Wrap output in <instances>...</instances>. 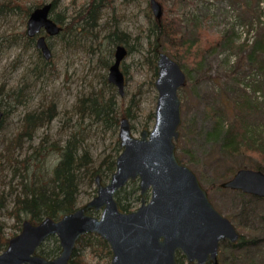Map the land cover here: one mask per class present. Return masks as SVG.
Here are the masks:
<instances>
[{
	"label": "rangeland",
	"instance_id": "rangeland-1",
	"mask_svg": "<svg viewBox=\"0 0 264 264\" xmlns=\"http://www.w3.org/2000/svg\"><path fill=\"white\" fill-rule=\"evenodd\" d=\"M47 1L53 0H0V6L6 2L11 3L15 12L10 14L0 11V97L9 101L8 104L1 105L5 116L0 126V193L5 197V207L1 209L0 219L8 236L19 231L18 224L10 212L15 193L21 192L23 180L19 177L23 167L17 159L27 157L26 164L29 163L30 166L29 178H44L57 159L55 145H62L73 134L78 136L83 147L88 150L94 167L98 166L104 157L107 159L104 160L103 167L107 165L108 156L114 153L118 126H107L101 119H94L80 105L81 95L96 92L103 97L110 95L109 99L116 107L118 118L124 115L120 112L122 106H129L132 115L126 117L133 125L135 134H138L142 127H151L154 121L153 109L157 97L153 83L156 76V52L152 50L155 32H150V28L156 18L149 6V0H103L98 24L91 28L81 27L84 21L82 18L74 19L76 11L80 14L81 7L89 0H56L50 9L51 17H60L62 24L74 19L79 22L76 24L79 31L72 28V32L64 33V36L46 35L51 49V57L46 60L34 45V40L31 44L29 36L25 34L28 15L24 18L21 11L26 7L32 9L36 4ZM157 1L162 6L161 15H165L169 21L170 18L174 19L179 33L192 37L196 34L198 37L197 43L190 48L191 51L186 52L184 46H181V39L175 46H171L179 54L177 58L172 55L174 50L167 49L164 44H159L156 49L165 50L180 62L187 75L186 84L177 91L181 104V122L178 125L176 156L195 171L199 181L208 189L215 181L214 174L221 170L223 164L218 159L219 152L215 142L206 135L213 122V114L208 105L225 108V124L232 114L230 97L234 96L236 91L240 94L234 83L235 79L245 76L244 79L249 84L250 78L255 77L263 83L252 93V98L262 105L263 115L259 113L261 110H258L257 119L264 117V71L249 70L244 66L238 67L237 73L230 71L240 60L245 61L241 51L236 48L237 43L245 37L253 38V33L247 31L248 28L243 22L250 17L256 21L257 15L259 19L264 20V0ZM15 4L18 7H15ZM115 28L118 33L125 34L123 39L126 42L121 43L126 48L130 47L127 55L120 61L124 74L121 95L117 86L107 80L108 67L105 70L100 66L99 49L96 48L99 43L102 50L110 47V60L113 59L114 47L103 37ZM41 33L46 34L43 30ZM222 33H230L235 46L219 44L214 51L203 52L206 42L211 44L215 36ZM243 71H246V75ZM250 89L248 88L249 91ZM7 91H11V96L5 94ZM48 107L53 114L50 121H47ZM30 112L43 115V123L35 129L27 128L26 134L23 133L24 118ZM35 149L42 152L39 157L34 155ZM240 158L238 156V160ZM228 162L232 165L235 161ZM108 173L102 175L104 180L108 179ZM11 186L14 191L12 195L8 194ZM78 186L76 206L88 201L95 192L94 182L88 184L86 178L79 181ZM237 192L217 185L209 191V198L221 213L236 224L240 233L246 234L248 230L239 226L232 217L234 213L239 218L241 215L238 212L240 195ZM248 200V206L253 207L257 214L255 219L248 223L261 233L263 229L257 212L264 213V198ZM136 205L137 203L134 206ZM51 241L49 239L46 242L48 248L53 245ZM81 253L89 262L96 261V257L88 250ZM108 260L109 257L104 256L99 261L103 263ZM255 264H264V256Z\"/></svg>",
	"mask_w": 264,
	"mask_h": 264
},
{
	"label": "water",
	"instance_id": "water-1",
	"mask_svg": "<svg viewBox=\"0 0 264 264\" xmlns=\"http://www.w3.org/2000/svg\"><path fill=\"white\" fill-rule=\"evenodd\" d=\"M51 6L47 1L31 9L25 29L29 36H36L34 44L46 60L51 57V49L41 31L55 35L62 27L52 19ZM149 6L159 22L161 4L149 0ZM113 52L107 79L122 94L120 61L127 51L118 43ZM155 61L153 83L158 95L151 128H142L136 136L128 118L121 116L117 135L121 152L108 181L102 183L96 176V194L57 219L46 215L34 223L24 218L20 230L7 239L0 252V264H67L75 241L89 232L108 242L110 264H176L175 250L180 248L191 262L219 264V241L235 243L240 239L236 225L209 201L194 170L176 156L175 140L181 122L177 91L186 84V73L165 50H158ZM2 116L0 106V121ZM136 177L141 204L122 212L113 195L124 182ZM219 185L264 198V172L259 168H238ZM149 188L150 198L145 202ZM91 210L101 213L97 216ZM49 235H56L60 249L56 256L46 258L36 253V248Z\"/></svg>",
	"mask_w": 264,
	"mask_h": 264
},
{
	"label": "trees",
	"instance_id": "trees-1",
	"mask_svg": "<svg viewBox=\"0 0 264 264\" xmlns=\"http://www.w3.org/2000/svg\"><path fill=\"white\" fill-rule=\"evenodd\" d=\"M55 3L56 0H53L51 8ZM41 4L42 3L36 5ZM103 4V0H89L87 4L81 7L80 14H78V10L76 11L77 14L74 19L76 18L78 20V18H82L84 20L81 26L82 28L93 27L98 24ZM36 5L34 7H36ZM15 7H18V5L15 4ZM0 8L1 12L6 11L5 13H15L11 3L6 2L3 6H0ZM30 10L29 7H26L25 10L21 11L23 12L22 16L26 18L27 15H29ZM160 17L161 19L159 22L157 20L152 22L151 27L153 29L150 28V32H155V41L152 50L157 54L159 49H156V47L159 44H164L167 49L174 50L172 51V55L177 58L179 54L176 52V49L171 46H175V43L181 39V46H184L186 52L191 51L190 48L197 43L198 37H196V34L193 37L191 35H183V33L181 34L177 30L173 21L174 19L170 18L169 21L165 15H161ZM257 17L256 21L250 17L243 22L248 28L247 31L253 33V38L249 39V37H245L237 43L236 48L241 51L240 53L242 54V58H245V61L241 62V60L238 59L240 60L238 64L233 65L230 70L233 74L237 73L238 67L241 66L247 67L249 70L254 69L264 71V20L259 19V15H257ZM52 19L62 26L57 35L61 34L64 36V33H71L72 28L75 29V31H79V26H76L79 22L74 21V19L64 22L65 24H62L63 21L60 17L55 16L52 17ZM123 35H125L123 32L118 33V29L115 28L108 31L103 38H107L109 45L111 44L115 49L118 43L126 42V40L123 39ZM178 35L180 37H178ZM28 39L30 42L33 41V38L30 36ZM31 44H33V42H31ZM217 45H227L229 47L235 46L233 36L230 33H222L215 36L211 44L206 42L203 52L205 50L214 51ZM96 48L99 49V64L106 70L112 62V60H110L112 55L111 48L108 47L102 50L101 43L97 44ZM129 49L130 47L126 48L127 53L129 52ZM217 50H219V48ZM242 73L246 75V71H243ZM244 77L245 76L235 79L236 81L234 83L236 84V88L240 90V94H237L236 91L235 95H231L230 97L232 102V114L231 119L225 123L227 125L223 124L225 108L219 107V105L218 107L208 105V109H210L211 114H213V122L211 124L212 126L206 132V135L215 142L219 152L218 159L220 162H223L221 170L214 174L215 181L211 183L208 191H210L212 187L217 186L222 179L229 178L238 168H259L264 172V117L262 116L263 121L261 116L257 119L258 110H261L259 113L262 115L263 110L261 107L262 105L260 106L257 101L252 98V93L260 88L263 82L252 77L248 84ZM248 88H251L250 91ZM11 91H7L5 94L11 96ZM109 98L110 95L103 97L96 92L93 94L89 93V95H81L79 101L82 108L86 109L94 119H101L107 126L117 127L119 118L117 117L116 107H114V103ZM8 103L9 101H4L3 98L0 97V106ZM46 110L47 121H50L53 114H51L49 107ZM2 112L3 116L0 121V126L5 116L3 109ZM120 112L127 117L132 115L129 106H122ZM254 113L255 115H253ZM24 119L25 130L23 133L27 132V128L35 129L43 123V115L39 113H27ZM131 127H133V125H131ZM31 136L32 134L30 133V137ZM114 141L115 150L114 153L108 156L107 165L103 167L105 164L104 160L107 159V157H104V159L99 162V165L94 167L91 164V156L88 153V150L83 147L78 136L73 134L71 137H68L62 145H55L54 148L57 154L55 163L46 177L36 178L37 180L31 179L28 176V169L30 166L28 165L29 163L26 164L27 157L21 158L20 160L17 159V162L23 167V171L19 175L23 180L21 192L15 193L10 212L18 224V228H20L19 224L22 223L21 221L24 220V218H27L31 222H38L46 215L57 218L61 214L73 210L76 206V195L79 190V181L86 178L89 184L93 182L95 173L100 172L101 174H105L114 168V158L118 154L120 148L119 141L117 139ZM41 153L40 150L35 149L34 155L39 157V154ZM238 156L241 157L239 160ZM228 160L235 162L231 165ZM12 187L13 186L9 188L8 194L10 195L14 192ZM136 190L137 186L133 182L122 188V190L116 195L118 205L122 210H128L133 207L134 201L138 199ZM237 191L240 195V207L238 208V212L241 215L239 218V216L234 213L232 214V217L233 219H236L239 226L244 230H248V233H241L240 239L235 241V243L221 242L219 250L220 262L221 264H255L258 260H262L264 256V213L257 212L259 222H261L263 229L260 233L257 232L255 227H251L248 223L257 216L254 208L248 206V203L250 204L248 198H259L245 192L243 193L240 190ZM4 200V195L0 193V215L2 213L1 209L5 207ZM8 237L10 236L5 234L4 223L0 219V250H3L6 246L5 244ZM49 239L52 240V247L48 248L49 246H46V243L44 242L39 248V251L47 257L53 255L58 250V244L56 243L55 237H48L46 242ZM77 242L78 243L73 250V256L70 258L68 264H99L98 262H100V258L102 256H108L110 253L106 241L101 239L94 232L80 235ZM84 250H88L91 255L96 257L95 263H91L85 259L83 253H81V251ZM257 255H259L258 260L255 261ZM177 259L178 264H182L183 260L181 256H178Z\"/></svg>",
	"mask_w": 264,
	"mask_h": 264
},
{
	"label": "flooded vegetation",
	"instance_id": "flooded-vegetation-1",
	"mask_svg": "<svg viewBox=\"0 0 264 264\" xmlns=\"http://www.w3.org/2000/svg\"><path fill=\"white\" fill-rule=\"evenodd\" d=\"M37 6V5H36ZM34 8V7H33ZM32 8V9H33ZM25 34H26V32H25ZM26 35H28V34H26ZM47 34H45V38L47 37L46 36ZM29 36V35H28ZM30 37H32L33 38V40L35 41V39H36V36H30ZM46 43H47V39H46ZM48 44V43H47ZM35 45V44H34ZM49 45V44H48ZM36 46V45H35ZM37 48V47H36ZM38 49V48H37ZM40 50V49H39ZM41 52V51H40ZM121 65V64H120ZM120 69H121V67H120ZM122 71V70H121ZM122 74H123V72H122ZM108 80V79H107ZM111 83V82H110ZM123 94V93H122ZM121 95V94H120ZM158 95V94H157ZM157 98V97H156ZM156 102V101H155ZM155 108V107H154ZM153 111H154V109H153ZM121 116H124V115H121ZM121 116H119V123H120V117ZM126 117V116H125ZM127 118V117H126ZM128 121H129V124H130V129L133 131V129H132V127H131V123H130V120H129V118H128ZM154 122V121H153ZM119 123H118V128H119ZM153 124V123H152ZM142 128H151V127H142ZM178 130H179V127H178ZM133 133H134V131H133ZM139 133V132H138ZM135 134V133H134ZM136 136H138V134H135ZM178 137H179V134H178ZM177 137V139L175 140V149H176V142H177V140L179 139ZM118 140V139H117ZM119 141V140H118ZM119 152H118V154L121 152L120 151V149H121V146L119 145ZM117 154V155H118ZM116 155V156H117ZM116 156H115V158H116ZM115 158H114V161H115ZM114 163V162H113ZM115 169V163H114V168L108 173V174H110L113 170ZM195 172V171H194ZM95 176H94V178H93V182H94V186H95V189H94V194L93 195H91V197L89 198V200L92 198V196H94L95 194H96V190H97V186H96V176H99V178H100V181L102 182V183H106L107 181H108V179L110 178V176H111V174L109 175V177H108V179L107 180H104L103 179V174H101L100 172L99 173H95L94 174ZM197 175V174H196ZM198 177V176H197ZM231 177V176H230ZM138 177H136L135 179H133V180H131V179H128L126 182H124L123 183V185H122V187H120L115 193H114V198H115V200H116V203H117V207H119V205H118V200H117V194L122 190V188H124V187H126V186H128L129 185V183H135L136 184V186H137V190H136V194L138 195V199L137 200H135L134 201V203H133V207L131 208V209H128V210H126V209H121V207H119V209L123 212V211H126V212H129V211H132V210H134V209H136L140 204H141V198H142V196L140 195V189H139V185L137 184V182H138V179H137ZM227 179V178H226ZM199 180V179H198ZM222 180H224V179H222ZM221 180V181H222ZM220 181V182H221ZM220 182L218 183V185L220 184ZM202 184V183H201ZM202 186H203V184H202ZM204 187V186H203ZM219 187H220V185H219ZM205 188V187H204ZM222 188V187H221ZM224 188H227V187H224ZM206 189V192L208 193V198H209V191H208V189L207 188H205ZM228 189H230V188H228ZM231 190H233V189H231ZM234 190H237V189H234ZM149 192H150V188L146 191V193H145V197H144V200H145V202H147L148 201V199L150 198V194H149ZM244 193V192H243ZM248 194V193H247ZM256 197H258V196H256ZM258 198H263V197H258ZM88 200V201H89ZM209 201H210V198H209ZM87 202V201H86ZM211 202V201H210ZM85 203V202H84ZM84 203H82V204H84ZM137 203V205H136V207L134 206L135 204ZM211 203H213V202H211ZM79 205H81V204H79ZM215 206V205H214ZM76 207H79V206H75V208ZM75 208H73V210L75 209ZM70 211H72V210H70ZM90 212H92L93 214H96L97 216H99L100 215V213H101V210H96V211H93V210H91ZM67 213V212H66ZM64 214V213H63ZM223 214V213H222ZM62 215V214H61ZM60 215V216H61ZM60 216H58V217H60ZM57 217V218H58ZM228 217V216H227ZM52 218H54V217H52ZM57 218H54V219H57ZM229 218V217H228ZM230 219V218H229ZM231 220V219H230ZM39 222V221H38ZM232 222V221H231ZM35 223V222H34ZM233 223V222H232ZM236 225V224H235ZM21 227V226H20ZM236 228H237V226H236ZM238 229V228H237ZM19 230H20V228H19ZM239 231V230H238ZM85 234V233H84ZM241 234V233H240ZM82 235V234H81ZM13 236V235H12ZM50 236H54L55 237V239H56V243L58 244V250H57V252L56 253H54V255H49L48 257H54V256H56L57 255V253L59 252V249H60V244L58 243V239H57V237H56V235H49V236H47V238L48 237H50ZM99 236V235H98ZM80 237V236H79ZM79 237H78V239H79ZM100 237V236H99ZM9 238V237H8ZM46 238V239H47ZM101 238V237H100ZM46 239H44L43 241H41L40 243V245L36 248V253H39V254H41L42 256H44V257H46V258H48L47 256H45L44 254H42L40 251H39V248L42 246V244H44V242L46 243ZM77 239V240H78ZM101 239H103V238H101ZM77 240L75 241L76 243H75V246L73 247V249H72V255H71V257L73 256V250H74V248L76 247V245H77ZM104 240V239H103ZM104 241H106V240H104ZM227 242V243H230V242H228V241H226L225 239L224 240H221V241H219V244H218V246H219V249H218V252H217V258H218V262H219V264H221V262H220V257H219V250H220V244H221V242ZM106 243H107V245H108V251H110V246H109V244H108V242L106 241ZM1 251H3V250H0V252ZM111 255H112V251H110V253H109V255H108V257H109V260L106 262V261H103V263H101V264H104V263H107V264H110V258H111ZM178 256H181V258H182V264H197V262H196V260H192V262L191 261H189V259H187L186 258V256L184 255V253H183V251L181 250V248L180 249H177V250H175V259H176V264H178V259H177V257ZM70 257V258H71ZM104 256H102L100 259H102ZM69 261H70V259H69ZM69 261H68V263H69ZM96 262V261H95ZM94 262V263H95ZM67 263V264H68ZM99 264H100V262H98ZM204 264H211L209 261H207L206 263H204Z\"/></svg>",
	"mask_w": 264,
	"mask_h": 264
}]
</instances>
